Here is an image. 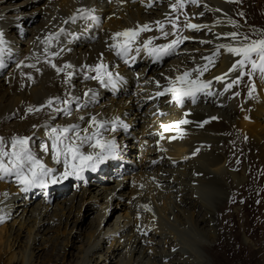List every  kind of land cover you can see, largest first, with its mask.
I'll list each match as a JSON object with an SVG mask.
<instances>
[{"label":"rangeland","instance_id":"1","mask_svg":"<svg viewBox=\"0 0 264 264\" xmlns=\"http://www.w3.org/2000/svg\"><path fill=\"white\" fill-rule=\"evenodd\" d=\"M123 1L125 2L128 0ZM130 1L128 6L129 10L126 9L127 17H129L132 12L134 15H137V13L143 15L142 11L144 8L149 7L152 0ZM154 1L155 4H153V6L158 2L157 0H153V2ZM114 2L115 4L120 3L117 2V0ZM210 3L213 4L211 5ZM96 4L102 7L107 4V2L105 0H98ZM159 4L160 6H158L156 10L164 12L165 0ZM56 5L57 2L54 0H0V7H3L2 14L12 16V19H4V23L0 24V26L9 21L13 24L16 23V27L7 30L4 36L7 43L3 54L10 52L12 56L8 54L6 57L8 58L7 60L13 57V61L7 62L5 70L0 74V83L4 86L0 89V96L2 93L5 95L7 93L5 91L6 87H8V83L6 82L7 78L18 68L17 65H20L24 57L28 55L29 50L34 49L33 43L36 40L34 33L40 32L39 29L42 21L51 18L49 24L55 25L57 23L59 14ZM54 6L56 10H54ZM200 8H203L199 11L203 13L202 22L200 20L201 25L207 28L202 27L194 33L192 32L190 35H194L195 37L184 41L177 49L181 52L178 53L176 50L175 54L161 60L159 64L148 66L149 69L142 81L146 79V81H149L147 86L150 87L152 85L150 89L146 86V89L149 91L146 89L140 90L138 86L136 90L125 92L127 89V87H125L114 95L112 92H108L109 88H107L106 91H103L104 95L98 93L99 95H95L97 97L96 100L78 111L74 110L76 102H73L71 105V115H64L49 109L50 113H48V115H53V117L49 119L50 121L47 123L46 128L55 124V122H52L54 117L57 121L77 120V118L82 116V111L86 113L87 110L94 109L93 111H95L108 108V106L105 107L107 102V104L114 107H122L121 109L125 110V115H119V117L122 120L121 124L123 126L118 128V130H120L118 133L116 131L113 133L111 132L112 135L109 136L108 139L115 138L117 145L121 149H125V157H121L123 163H118L116 167L114 165L111 166V171L115 173L122 169H125V171H120L117 176L104 174L101 181H95L90 178L87 185L83 187L78 185L79 190L76 194L68 191V193L62 197H56L49 202L48 200H44L42 203L33 200L25 201L23 194L16 193V188L13 187L12 183L10 185L6 181H0V185L4 186L6 191H10L9 198L12 200L11 202L26 203L22 206L18 205L14 207L16 211L14 213L12 212L13 214H9L7 217H3V220L0 221V264H125V261H128L126 264H180L177 262L183 258L185 259V257L200 264H210V259L192 244L188 235L191 234V229L193 228L189 227L188 222L185 221V217H191V215L195 217L199 212V206L191 208L186 204V201L190 200V193H192L191 189L193 187L191 183L193 176L191 175L189 161H191L192 158L195 160V156L192 158L189 157V161H180L177 159L171 162V157L165 155L164 149H157V142L161 144L166 140L164 138L163 140L157 138L161 133H163V135L167 134L162 125L170 126V123L173 124L175 118L181 115L182 110H207L210 112L213 110H211V105L207 102L200 101L192 106L185 105L179 108V111L159 112L158 110L160 108L167 107V102L156 103L152 98L157 95H153L152 93L157 89V86L165 85L166 81L171 77V74L172 76L175 75L173 70L175 69L174 65H176V67H178L177 70L180 71L182 70V65H184L183 62H186L185 65L190 66V64L195 61L193 59L182 60L183 56H192L194 59H197L198 56L201 55V52L207 51L210 47L207 45L209 43H202V40L214 41L216 39L214 34L216 33L213 32H219L216 28L221 24L228 25V28L231 30L223 32L224 34L238 32L241 36H249L252 38L264 37V0H219L218 3L214 0H201L199 10ZM217 8L219 9L217 10ZM226 10L230 13L232 12L229 17L228 14L224 12ZM217 11H219V14L221 13L224 15V17H221L222 20L218 17H213V14ZM91 16L88 15L87 17ZM143 16L146 17V15ZM13 18L19 20V22H16ZM116 18L123 21V17L121 16H117L115 19ZM101 21L100 31L102 33L100 36L95 40L89 41L86 46L84 42L83 44L78 43L75 49L78 50V48H83L84 50H88V54L95 49V47L92 46L93 44L103 43L101 51L104 54H111L110 50L106 48V46H108L107 40L103 38L102 42H100L101 35L107 33L106 35L109 39L112 36L105 26V18H102ZM80 23L82 24L83 21ZM77 26L79 27L78 21H75L71 25H68V31H75L78 28ZM220 34H222V32H220ZM58 41L62 40L57 39V42ZM61 43L62 42H59V44ZM75 44H73V46ZM62 47L68 46L63 45ZM65 49L61 54L70 51L66 52ZM143 60L146 63L138 64L139 67L148 63L146 59L143 58ZM179 61L180 63H178ZM58 64H63L64 66L66 63L64 61H59ZM122 69L125 70L124 64L118 66L119 71ZM137 69L139 68L137 67ZM20 74L26 76L24 72ZM125 74L130 78L126 72ZM121 78H123L122 74ZM86 80L79 81L78 83L80 86H78L77 89L79 88L81 90L84 88V86H82L84 81H89L88 79ZM157 80L160 82L159 85L157 83V85H154V82H157ZM90 82L91 81H89V83ZM80 90H76L72 94L81 96ZM5 95L3 96L4 99L2 98L1 100L3 104L10 102L9 95ZM140 95H145L141 98L142 100L140 99L144 104L143 102H138ZM68 96L69 94H65L61 91L58 93V97L62 100L67 99ZM166 100L168 101V99ZM150 102L154 105L156 110L155 113L147 107V104H150ZM59 105L60 107L63 106V104H56L54 107H59ZM232 106L234 108L236 107L235 109L238 114L242 112L239 106L237 107L233 103ZM169 108L173 109L174 107ZM226 111L227 110L220 109L219 113L221 118L213 119L210 117L213 120L210 119L208 123H214L215 125L207 128V134H210L213 139L221 135L230 138L232 134L235 133L242 135L241 132L243 130L242 128L245 126L243 125L245 118L240 115H231L234 125L232 131L228 133L219 132V126L222 124V121L223 124L226 122L229 123L223 119L224 117L230 119L229 115H226V113H228ZM21 114H23V110L17 113V115L10 116L7 121L4 122L5 124L0 123V131L4 133L20 126L21 121H23ZM48 118L49 117L46 119ZM202 123H205V121ZM205 125L207 124L205 123ZM256 129L259 128H255V131H258ZM1 132L0 135H2ZM205 132L206 131L203 133ZM36 135L35 133L34 136L36 137ZM123 136L125 139L121 140ZM5 138L8 141L11 139L8 137ZM185 138H188V136ZM251 138L252 137L246 136V142H251ZM127 145L130 146L129 149H126ZM6 147H10V144L6 145ZM194 152H196V150ZM207 152H209V150H207ZM220 153L223 154L224 151L218 149L215 152V154ZM257 153V150H254L252 153L254 160H257L255 155ZM132 154L135 156H132ZM233 154H227L226 161L222 165L223 167L225 166V171L234 174V179L230 180L238 182L240 179L247 177L248 166L246 169L244 164H247L246 157L250 154V151H242L238 156V160L235 162V166L230 168L228 167V161ZM118 155L120 157V154ZM244 157L245 160L243 161ZM207 158L211 159L212 155H205V157L199 159V162L205 165L207 167L206 169L210 171L211 168L206 165ZM185 159L188 158L186 157ZM137 160L140 163H138ZM119 161L120 160H117V162ZM120 165L123 166L122 169L118 168ZM242 169L245 170L243 171ZM151 173L152 176L149 175ZM109 178L110 180L108 181ZM201 180L203 181V179ZM260 180L264 185V176L261 177ZM198 181L199 180H197V182ZM116 182L122 184L120 189L118 187L115 189V192L119 191L117 193L118 196H112L110 201L107 202L106 196H109V192L111 191L109 188L113 187V184H116ZM169 182L175 184V186H169ZM161 185H163V187ZM164 186H167V188H164ZM13 190L15 191L13 192ZM261 192L262 190L260 189L259 194ZM15 196L18 198L14 200ZM6 198L7 196L0 199V211L1 207L5 204L3 201ZM205 201L207 202V200ZM216 202H218V200ZM40 205L45 206L44 211L46 214L41 215V217L43 216L41 224L33 226L36 215L33 210L36 207L40 208ZM23 206H25V208H22ZM3 215V212H0V217ZM177 217H180L182 222H186V224L183 225L179 220L177 221ZM156 222H158L159 225ZM155 223L157 226L162 227L158 229L159 231L157 230L159 227L156 228L157 233L153 232V228L155 230ZM198 224L202 229L204 228L205 234L201 237L193 234L194 237L199 240L201 244H212L216 234L213 223L205 221L199 222ZM121 225L122 227H119ZM169 233H175L177 240L174 241L170 239L169 237L171 234ZM99 234L101 235L99 236ZM28 237H30L31 240L27 242ZM183 238L185 239L183 240ZM182 241L183 243L184 241L187 242L183 244ZM243 241L249 242L250 239L244 236ZM92 242L94 243L93 247L91 246ZM89 246L91 247L88 248Z\"/></svg>","mask_w":264,"mask_h":264},{"label":"bare ground","instance_id":"2","mask_svg":"<svg viewBox=\"0 0 264 264\" xmlns=\"http://www.w3.org/2000/svg\"><path fill=\"white\" fill-rule=\"evenodd\" d=\"M54 1L57 2L56 9L59 14V17L57 18L58 19L57 23L55 25L49 24V21L51 18L46 21L45 20L42 21L40 29H39L40 32L34 33V36L36 39L35 42L33 43L34 49L29 50L28 55L24 57V60L21 61L20 66L14 72H12L10 77L7 78L6 80V82L8 83V87H6V90L5 89L4 90L7 92L6 95H9L10 102L7 104H3L1 100L5 94L2 93V95L0 96V123L1 124L7 121V119L10 116L17 115V113L23 110V114H21L23 121H21L20 126L12 129L11 131H6L4 133L0 131L2 133V135L0 136H3L4 138L5 137L12 138L13 136H17V135L35 137L34 136L35 133L37 134L40 131H42L43 128H46L47 123L50 121L49 119H51L53 115H50V114L48 115V113H50L48 108H44L41 111L30 113L28 111L30 107L34 109L36 107H40L41 105H44L49 98L58 97L59 91L65 94H69V93L72 94L76 90H80L79 88L77 89V87L80 86L78 82L82 80L81 79L82 74L85 72L83 70L84 66L95 64L96 62H99L101 60L110 61V63L113 64L114 60H110L111 54L110 53L104 54L101 51L103 43L93 44L92 46H94L95 49L92 50V52L88 54H87L88 50H84L83 48H78V50L75 49L77 48L76 45L78 44V42L81 44L85 42V38H83V36L81 35H76L79 37V39L76 40L77 43L75 42L76 44L74 43L75 44L74 46L72 44L68 47L70 50V51L68 50L69 51L68 53L61 54V52L64 51V48L66 47H62L63 45L59 44V42L63 43V40H65V37L72 32L78 33L83 27H85L86 22L88 24L92 22L90 21V19L88 20V18L80 17V12L82 10H85V9L89 10L87 12V16L95 15L97 19L105 18V21H104L105 26L106 28H108L111 35H113L115 32H118V31H123L129 28H135L138 24L139 25H143L145 23L150 24L156 18L164 16L163 12H159L156 10L158 6H160L159 3L163 2L164 0H157L158 2L154 6L153 4H155V1L153 2L152 0V3L149 5V7L144 8V10L142 11V14L146 15V17H144L143 15H139V13H137V15H134L133 12L130 13L129 17H127L126 9H128V6L131 2L130 0L125 1V2L123 0H119V1L117 0V2H120L118 4H115L114 2L115 0H114L113 1L114 3L113 2H111L110 4L107 3L102 7L99 4L98 5L96 4L98 0H93V1L92 0H54ZM100 1H103V0H100ZM214 1L218 3L219 0H214ZM165 2H167V0H165ZM213 3H210V4L212 5ZM2 8L0 7V24L4 23L3 22L4 19H7V18L12 19V16H8L7 14H2V11H3ZM56 9L54 6V10ZM202 9L203 8H200L199 11H201ZM218 9L219 8H217V10ZM218 12L219 11L215 12V14H213V17L215 18L218 17L219 19H221V17H224V15H222L221 13L220 15ZM224 12L228 14V17L232 13V12L230 13L228 10ZM198 13L200 14V12ZM117 16L123 17V21H120L117 18L115 19V17ZM72 17H77V19L73 20L71 19ZM14 20H16V22H19V20L17 19H14ZM75 21H78L79 27L77 26L78 28L75 31L73 30L68 31L69 30L68 25H71ZM82 21L83 23L81 24L80 22ZM15 25L16 23L13 24L10 21L8 23L6 22L4 25L0 26V31L4 32V36H5V33L7 32V30L13 29L14 27H16ZM228 27L229 26L226 24H221L220 26H218L216 30H219V32H213V33H216L214 34L215 38L217 37V35L220 34V32H222L223 34V32L231 31ZM106 34L101 35L100 42H102V39L104 38V40L105 39L107 40L106 42L109 45L112 40L109 39ZM50 37L51 39H49ZM186 37H188V40H189V39H193L195 36L194 35L191 36L190 34H188L186 35ZM57 39H60L62 41L57 42ZM45 41H48V43H45ZM214 41L213 40L209 41V44L207 45L212 46ZM87 43L88 42H85V46ZM177 51L178 53L181 52L179 50ZM53 52H59V55H57L58 57L53 56L52 55ZM8 54L9 52L4 53L3 54L4 58L8 59L6 57L8 56ZM139 57H143L144 59H146L148 63L152 60V58L149 57L145 52H141L139 54ZM228 57H229V54L227 55L226 53H224L221 63H223V61L227 59ZM188 59L196 60L192 56H183L182 58V60H188ZM45 60L47 62H45ZM48 60H51L58 67H63V64H58V62L64 61L65 63L71 64L73 68L66 69L65 72L58 73L56 69L51 67V65L48 63ZM178 63H180V61ZM183 63L184 65H182L181 69H185L189 66V65H185L186 62H183ZM154 64H159V61L158 62L156 61L155 63H153V65ZM174 68L175 69L173 70L175 74H177L179 72V70H177L178 67L174 65ZM147 69H149V67H147ZM66 71H73L75 73L74 76L71 78L70 83L65 82ZM124 71H125L124 69L120 70L123 76V78L120 81L121 82L124 81L126 83L123 89L127 87L125 91L127 92V91H131L130 86L133 84V79L131 77L130 78L127 77ZM21 72L26 73V76H22L20 74ZM171 77H172V74H171ZM141 82H143V84L139 86L140 90L146 89L147 87L148 89H150V87H152V85L150 87L147 86V84H149V81L148 80L146 81V79L143 81L141 79ZM154 83H155L154 85H157L156 82ZM82 86H84V88L80 90L81 96H78L77 94H72V96L80 97L81 98L80 103L82 102V104L85 101H89L88 105H90L94 100H96L97 97L95 95H99V94L104 95L103 91L102 92L99 91V89L96 87L95 83H91V82L89 83V81L88 82L84 81ZM161 86H157L156 87L157 89H155V91H153L152 94L156 95V93L160 91ZM3 87H4L3 84L0 83V89ZM89 89L93 90L92 93L90 94V97H91L90 100H89V97H83V93L85 92V90H89ZM136 89H138V87L134 88L133 90H136ZM144 96L145 95L143 96L140 95L138 102L142 103L143 101L141 102L142 100L141 98H143ZM258 96H263V95L261 94ZM152 99L156 103L167 102V107L160 108L158 110L159 112L180 110L179 108L175 107L172 103L166 100L168 99L167 95L159 96V97L154 96ZM206 101L210 102V100H206ZM107 103L105 104V107L108 106V108L106 109L102 108V109L95 110V111H93L94 109L87 110L86 113L82 111L81 117H84L83 120H81L80 118H77V120H73V121L70 120V121H67V123H71L72 125H79L80 129H83V128L88 127L87 122L89 118L91 116H96L97 119L101 121H112L118 118V122L121 125L122 120L119 117V115H125V110H122L121 109L122 107L120 106L114 107ZM253 104L255 107L254 109H251L249 112H247V110L242 111L240 114H238L237 110L234 107L218 108V107H215L213 104L210 107H211V110L215 112L213 111L210 112L207 110H197V111H193V110L189 111L187 109L182 110L181 115L178 118H175L174 123L173 124L170 123V126L168 128H165L166 130H171L173 132L167 133L164 135L163 133H161L160 137L164 138L166 141L161 144L157 142V149L158 148L164 149L165 155L171 157V159L169 158L170 160H172L171 162H174L177 159H179L180 161H183V160L189 161V157L192 158L193 156H195V160H193L192 158V160L189 161V165L191 166L190 167L191 175L193 176L191 180L193 187L191 189L192 193H190V200L186 201V204L189 205L191 208H195L196 206H199L198 208L199 212L198 214H196L195 217L193 215H191V217L190 216L185 217L186 219L185 221L188 222L189 227H192L194 229V230L191 229L192 235L189 234V232H188L189 235L187 233L185 234L189 236V238L192 241V244L196 248L200 249L204 253V255H206L210 259V264H264V185L262 184L260 180L261 177L264 176V101L258 102V99L256 97L255 101H253ZM62 107H64V105ZM147 107L151 109L153 113L156 112L152 102H150V104H147ZM169 107H174V108L171 109ZM245 108H246V105H245ZM220 109L227 110L226 112L228 113H226V115H229L230 119H227L226 117L223 118L229 123L226 122L223 124V121H222V124L219 126L220 127L219 132L228 133L229 131H232L234 125L232 123L233 121H232L231 115H240L243 118L250 117V118H253L254 120L253 122H244L243 125L245 126L244 128H242L243 129L241 132L242 135H240L239 133H235V134H232V137L230 138H226L221 135L220 137H216L213 139L210 134H207V128H210L215 124L211 123V125L208 127L207 125H205V123L207 122L208 119H211L213 117H215V119L221 118V115L219 113ZM47 117L49 118L46 119ZM181 120H187L189 122L186 124L176 123ZM204 121L205 123H202ZM34 125H36L37 127L34 128L33 127ZM255 128H259V129H256L258 131H255ZM204 131L206 132L203 133ZM111 135L112 134L109 131L104 132V136L107 139ZM169 136L173 137V140L170 142H168ZM186 136H188V138H185ZM246 136L252 137L251 138L252 141L246 142L245 140ZM178 138L184 139V142L179 143ZM123 139H125L124 136L122 137L121 140ZM129 148L130 146L127 145L126 149H129ZM218 149H222L224 153L215 154L216 150ZM118 150H119L120 157H125L124 156L125 149H121L119 147ZM195 150L196 152H194ZM198 150H200L199 155H197ZM207 150H209V152H207ZM245 150L250 151V154H248V156L246 157L247 164L246 165L244 164V167L246 169L248 166L247 177L240 179L238 182L237 181L233 182L232 180L235 177L234 174H231L225 171L224 170L225 166L223 167L222 164H224V162L226 161L227 154L232 155L234 153L233 156H231L228 161V167L231 168L235 166V162L238 160L239 154ZM254 150L258 151V153L255 154L257 160H254V157L252 155ZM205 155L207 156L212 155L211 159L209 158L206 159V163H207L206 165L209 166V168H211L210 171L209 169L208 170L206 169L207 167L205 165L199 162V159L205 157ZM132 156H135V155L132 154ZM186 157L188 159H185ZM244 160H245V157L243 161ZM137 162L140 163L138 160ZM118 163H121V162H118ZM149 175L152 176V173ZM201 179H203V181ZM109 180L110 178L108 179V181ZM197 180L199 181L197 182ZM113 185H114L113 187L109 188L111 190L109 192V196H106L107 202L110 201L112 196L114 197L118 196L117 193L119 191L115 192V189H117L116 187L120 189V186L122 184H118L116 182V184H113ZM163 185L161 186L163 187ZM170 185L175 186V184L173 183L171 184L169 182V186ZM164 188H167V186H164ZM260 189L262 190V192L259 194ZM14 191L15 190H13V192ZM9 193L10 191L9 192L6 191L4 186L0 185V199L7 196V198L4 199L3 201V203L5 204L7 203V204L6 205L4 204V206L1 207L0 212H3L4 214L1 217H7L9 216V214H13L16 211L14 207L18 205L22 206L26 204L25 202H16V203L11 202L12 200H10L9 198L10 196ZM205 200H207L208 203ZM217 200L218 202H216ZM22 208H25V206H23ZM44 208H45L44 205L42 206L40 205V208L36 207L33 210V212L36 213L35 223L33 226L41 224L42 219H43V216L41 217V215L46 214V212L44 211ZM178 220L180 221L181 224L183 225L186 224V222H182L180 217H177V221ZM205 221H207L208 223L212 222L214 225V231L216 232L214 242L210 245L201 244L200 241L197 240L193 235V234H196L197 236H200V237L204 236L205 234L204 228L202 229V227L198 223L205 222ZM156 223H155V230L153 228L154 233H157V230L162 228L161 226H157ZM119 227H122V225ZM100 235L101 234H99V236ZM244 236L248 237L250 241L249 242L243 241ZM169 238L173 239L174 241L177 240V236L175 233H172ZM184 239L185 238H183V240ZM30 240L31 238L28 237L27 242ZM186 242L184 241V243ZM93 245L94 243L92 242L91 246L93 247ZM91 246H89L88 248H90ZM181 255L183 256L182 253ZM126 262L128 261H125V264ZM177 263L200 264L197 262H193L190 259H187L186 257L185 259L183 258Z\"/></svg>","mask_w":264,"mask_h":264},{"label":"snow or ice","instance_id":"3","mask_svg":"<svg viewBox=\"0 0 264 264\" xmlns=\"http://www.w3.org/2000/svg\"><path fill=\"white\" fill-rule=\"evenodd\" d=\"M190 3L196 4L198 0H189ZM183 0H178L177 3L170 5L173 9L182 8ZM85 9L80 12L81 18H88L95 20L96 17H87ZM203 15V13H201ZM75 20L77 17H72ZM179 18L177 17V20ZM172 24L174 31L172 33L164 31L165 25L160 21H156L158 30L162 36L177 35V23L169 21ZM185 27L193 30H199L203 25L187 23ZM152 31L149 23L137 25L135 28L125 29L123 31L115 32L112 37V43L109 48L114 50L117 56L125 58V63L129 60L135 61L136 56L133 52L139 55L145 52L149 57L155 61H161L165 57H169L176 52L177 47L188 37H180L172 39L168 43L155 44L156 37H150L147 40L140 42V35L143 32ZM234 41H239L236 44H219L216 46V52L220 49L226 50L233 56L239 57L233 64L230 71L241 70L242 75H254L259 73L261 78H264V38L252 39L249 36H241L238 32H231L225 34ZM51 39V37L49 38ZM6 40L4 33L0 31V54L5 50ZM48 43V41H45ZM202 43H209V41H202ZM53 56L59 55V52H53ZM208 63H212L211 57H202ZM48 63L56 69L58 73L65 72L66 69H72L71 64H65L63 67H58L51 60ZM208 63L203 66L186 70L177 75L174 79L169 78L168 86L164 87L162 91L156 93L157 96H164L171 94L172 100L183 104L185 99H190L193 103L197 101L198 95H210L211 81H204L201 79L203 73L208 70ZM18 67L20 65H17ZM5 67L2 60H0V68ZM250 68L249 72H244V69ZM38 70V69H37ZM95 75H89L86 78L90 80L99 81L104 87L116 88L122 79L118 73L114 74L109 71L108 66L101 60L94 67L90 69ZM73 71H66L65 82L70 83L74 76ZM227 75V74H225ZM216 80H221L223 77H216ZM239 77L236 81L228 84L227 88H231L232 84L238 83ZM159 85V82H156ZM93 90L89 89L84 93L85 97L91 99L90 94ZM81 98L72 96L69 93L67 99L60 97L49 98L44 105L39 108H29L28 111H41L44 108L52 109L57 113H64L66 115L72 114L71 105L76 102L77 107L83 108L88 106L89 101L80 103ZM56 104H63L64 107H54ZM81 120L84 117H80ZM215 119V117H213ZM189 121L181 120L177 124H186ZM88 127L80 129L79 125L47 127L46 135L49 137L51 143L47 141L41 143L40 148L44 153H51V158L62 165L63 171L57 174V170L48 167L44 161L33 151L31 147V136H13L10 141L4 137H0V179L14 176L16 182L22 187V191L27 192L33 188H47L49 184H57L61 180L67 179L71 176L81 177L86 170L95 171L97 167L103 164L106 160L114 158L118 151V145L115 139H107L104 136L105 131H115L117 127L121 126L118 118L112 121H101L96 116H91L88 120ZM37 127L36 125L33 126ZM168 128V125H162ZM10 147H6L9 145ZM89 149L85 151V148ZM3 217H0V221Z\"/></svg>","mask_w":264,"mask_h":264}]
</instances>
